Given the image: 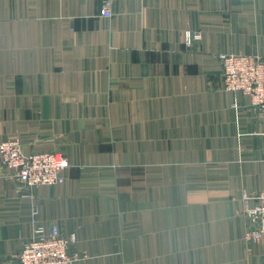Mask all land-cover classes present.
Segmentation results:
<instances>
[{"label":"crops","instance_id":"0c3cea01","mask_svg":"<svg viewBox=\"0 0 264 264\" xmlns=\"http://www.w3.org/2000/svg\"><path fill=\"white\" fill-rule=\"evenodd\" d=\"M110 4L0 0V143L69 163L30 196L0 169V264L33 211L76 235L72 264H264L239 216L264 188V126L213 59L264 58V0Z\"/></svg>","mask_w":264,"mask_h":264},{"label":"built area","instance_id":"2783aa9c","mask_svg":"<svg viewBox=\"0 0 264 264\" xmlns=\"http://www.w3.org/2000/svg\"><path fill=\"white\" fill-rule=\"evenodd\" d=\"M99 1L98 17L112 18L111 0ZM200 40V32H184L186 47ZM213 59L220 68L223 91L248 99L259 123L264 126V58L228 53L214 54ZM68 167L67 159L56 150L26 154L20 139L16 137L0 143V169L9 172V179L16 181L22 196L32 195L33 190L39 187L63 184ZM35 215L33 211L29 217L30 233L21 240V247L14 255L16 264H72L85 258L83 254L70 251L77 242L74 233L64 236L57 225L46 227ZM239 216L244 226L243 240L258 243L264 237V188L244 195Z\"/></svg>","mask_w":264,"mask_h":264}]
</instances>
